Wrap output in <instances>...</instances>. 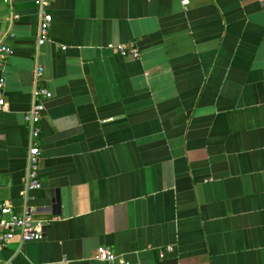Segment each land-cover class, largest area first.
<instances>
[{
    "label": "crops",
    "instance_id": "obj_1",
    "mask_svg": "<svg viewBox=\"0 0 264 264\" xmlns=\"http://www.w3.org/2000/svg\"><path fill=\"white\" fill-rule=\"evenodd\" d=\"M7 1L0 204L47 228L0 264H99L102 246L116 264H264V0H47L39 57L37 0ZM37 65L53 98L26 199Z\"/></svg>",
    "mask_w": 264,
    "mask_h": 264
},
{
    "label": "built area",
    "instance_id": "obj_2",
    "mask_svg": "<svg viewBox=\"0 0 264 264\" xmlns=\"http://www.w3.org/2000/svg\"><path fill=\"white\" fill-rule=\"evenodd\" d=\"M9 1V0H8ZM7 1V2H8ZM36 4L39 8V31H38V51L37 57L41 55L40 49L46 44L49 37V31L53 21V16L48 11L49 2L47 0H37ZM15 19L19 16L15 15ZM109 48L114 49L122 56H132L138 58L139 50L134 45H110ZM13 54L12 50L7 46H0V111L6 107L5 87L6 78L4 69L8 58ZM45 68L37 65L34 71V89L33 103L31 109L25 115V122L30 129L28 166L27 173L24 178L23 195L26 199L32 198V194L42 188L40 180V167L42 155L39 147V138L41 134V121L45 112L46 101L53 98V93L42 85V78ZM47 224L43 220L35 217V212L31 207H26L23 211H17L10 204H0V254L15 240L24 245L29 242L42 241L45 238ZM172 249L169 248L168 251ZM166 253H161V258H165ZM117 255L106 247H99L96 260L99 264H116ZM132 264V263H123Z\"/></svg>",
    "mask_w": 264,
    "mask_h": 264
}]
</instances>
